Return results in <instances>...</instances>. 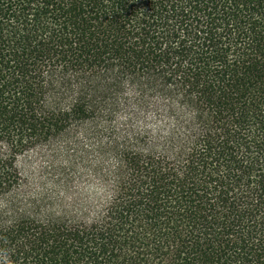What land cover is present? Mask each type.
Returning a JSON list of instances; mask_svg holds the SVG:
<instances>
[{"label":"trees","instance_id":"trees-1","mask_svg":"<svg viewBox=\"0 0 264 264\" xmlns=\"http://www.w3.org/2000/svg\"><path fill=\"white\" fill-rule=\"evenodd\" d=\"M0 264H264V0H0Z\"/></svg>","mask_w":264,"mask_h":264},{"label":"rangeland","instance_id":"rangeland-1","mask_svg":"<svg viewBox=\"0 0 264 264\" xmlns=\"http://www.w3.org/2000/svg\"><path fill=\"white\" fill-rule=\"evenodd\" d=\"M19 164L25 175L38 177L41 160L37 153H31L21 158Z\"/></svg>","mask_w":264,"mask_h":264}]
</instances>
